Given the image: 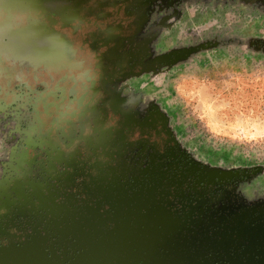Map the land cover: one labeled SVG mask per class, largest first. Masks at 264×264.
Instances as JSON below:
<instances>
[{
    "label": "rangeland",
    "instance_id": "rangeland-1",
    "mask_svg": "<svg viewBox=\"0 0 264 264\" xmlns=\"http://www.w3.org/2000/svg\"><path fill=\"white\" fill-rule=\"evenodd\" d=\"M68 1L0 0V239L58 255L147 196L190 249L222 253L241 224L221 258L255 249L264 0Z\"/></svg>",
    "mask_w": 264,
    "mask_h": 264
},
{
    "label": "water",
    "instance_id": "water-1",
    "mask_svg": "<svg viewBox=\"0 0 264 264\" xmlns=\"http://www.w3.org/2000/svg\"><path fill=\"white\" fill-rule=\"evenodd\" d=\"M242 226L218 241L222 253H210L202 246L190 249L186 241L175 237L180 225L176 216L161 206L160 200L136 197L117 202L113 227L118 233L107 230L103 234L96 230L95 239L81 235L78 241L64 245L58 255L52 249L43 250L41 236L22 242L6 239L0 243V264H213L227 252L228 245L240 243ZM207 252L209 256L204 255ZM239 252L242 257L258 254L249 245ZM227 264L250 263L231 258Z\"/></svg>",
    "mask_w": 264,
    "mask_h": 264
},
{
    "label": "flooded vegetation",
    "instance_id": "flooded-vegetation-1",
    "mask_svg": "<svg viewBox=\"0 0 264 264\" xmlns=\"http://www.w3.org/2000/svg\"><path fill=\"white\" fill-rule=\"evenodd\" d=\"M93 3H96V0L90 1V11L91 12L94 10ZM87 6H88V4H87ZM91 15H92V13H91ZM43 239H44V242L46 243V240L44 237H43ZM1 241L4 242V241H6V239H0V243H1ZM13 241L14 242H22L23 239H20V240L14 239ZM252 244H254V246H255L254 252L258 253V254L252 253L251 255H247V256L242 257L240 255L239 249L235 251V248H232V249H230L227 260L223 256L217 263H213V264H227L231 258L241 260V261H243L245 259V260H248V263H250V264H264V253H262V251H264V238L260 237L256 241H254ZM248 245H251V244L247 243L244 246H248ZM45 251H49V249H46ZM204 255L209 256L210 253L207 252Z\"/></svg>",
    "mask_w": 264,
    "mask_h": 264
},
{
    "label": "crops",
    "instance_id": "crops-1",
    "mask_svg": "<svg viewBox=\"0 0 264 264\" xmlns=\"http://www.w3.org/2000/svg\"><path fill=\"white\" fill-rule=\"evenodd\" d=\"M90 1L91 0H69V4H75L74 10H76V14L90 16ZM88 4V6H87ZM72 9V6L70 7ZM74 16V15H73ZM106 37V35H104Z\"/></svg>",
    "mask_w": 264,
    "mask_h": 264
}]
</instances>
